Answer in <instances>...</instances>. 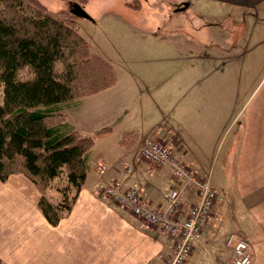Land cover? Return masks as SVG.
<instances>
[{
  "label": "crops",
  "instance_id": "crops-1",
  "mask_svg": "<svg viewBox=\"0 0 264 264\" xmlns=\"http://www.w3.org/2000/svg\"><path fill=\"white\" fill-rule=\"evenodd\" d=\"M35 1L57 13L74 3ZM145 1L161 2L158 12L165 11L168 17L187 15L188 24H146L145 29L148 57L180 64L144 69L145 81L139 82L142 89L137 92L143 115L130 118L119 129L102 123L100 131H94L86 114L88 99L115 87L65 104L64 114L82 118L78 125L67 121L70 126L84 137L95 136L87 153L86 181L70 214L52 226L38 208L41 194L31 180L22 174L0 180V264H164L174 245L169 235L95 192L99 183L119 178L127 163H135L124 188L139 183L151 207L165 208L164 195L175 182L168 168L140 157L146 137L168 144L196 174L210 176L222 219L205 226L203 239H209L215 260L227 257L226 239L236 233L252 245L253 264H264V72L258 83L251 84L234 81L230 75L244 73L247 57L253 58L252 67L264 57V0ZM232 6L240 7L241 24L217 22V17L204 22L208 8L227 15ZM144 94L152 100L147 105L149 119L144 115ZM111 137L116 141L107 145ZM98 164L107 169L98 171ZM230 169L235 172L236 190L230 187L233 180H227ZM190 264H199L196 254Z\"/></svg>",
  "mask_w": 264,
  "mask_h": 264
},
{
  "label": "trees",
  "instance_id": "trees-1",
  "mask_svg": "<svg viewBox=\"0 0 264 264\" xmlns=\"http://www.w3.org/2000/svg\"><path fill=\"white\" fill-rule=\"evenodd\" d=\"M0 82V180L15 174L31 180L41 194L39 210L57 226L86 181L94 145L63 119L64 106L112 87L114 70L73 19L52 16L36 1L0 0ZM62 177L53 201L47 190Z\"/></svg>",
  "mask_w": 264,
  "mask_h": 264
},
{
  "label": "rangeland",
  "instance_id": "rangeland-1",
  "mask_svg": "<svg viewBox=\"0 0 264 264\" xmlns=\"http://www.w3.org/2000/svg\"><path fill=\"white\" fill-rule=\"evenodd\" d=\"M74 2L82 5L92 19L89 20L74 17V15L70 13L71 3L68 5V10L63 14L55 12L56 10H54V8H50V11H46L45 9V11L63 19H73L80 35L91 45L95 52L102 55L111 64L116 77L115 85L116 83L118 85L112 86V88L115 87L113 91L105 93L101 91L102 93L99 96L88 99L86 101V114L90 116L88 120L92 119L89 123L95 126L94 131H100L103 127L102 123L116 126V128L119 129L122 125H125L130 118L139 119L140 116L143 115V111H141L137 104L141 98L137 92H139L138 88H141L139 82L145 81L144 69H151L153 67L161 68L172 66L173 64H180L176 63V60L167 62V60H154V57H148L145 51L146 24H188L187 15L170 13V17H168L167 13L165 14V11L158 12L157 6L161 5V2H153L151 4L145 0H74ZM195 6L196 10L199 12L200 6L198 4ZM239 10L240 7H227V15H225L224 12L213 14L212 12L214 9L208 8L209 12L206 10L204 22L209 23L210 20L214 22V18L217 17V22L241 24L239 20L241 13ZM183 17H185V23H183ZM197 21L198 19L195 20V23H197ZM250 62H253V58L247 57L246 69L245 71L243 70L244 73L239 72L230 74L234 81L241 79L243 84H251L254 82L258 83V81L262 79L261 74L264 72V57L256 59L254 67H252L253 64ZM249 66H251V68ZM138 70H142V72L137 73ZM98 77L105 78V74H100ZM176 77L177 74H174V78ZM165 86H167V84ZM166 90L171 93L173 92L169 88H166ZM3 95V84L0 82V101H3ZM242 95H244V85ZM159 98L160 97H158V100ZM173 98H176V96H173ZM142 99L143 101L145 100L144 102L146 104L144 115L149 119L150 114L147 112V105H152V100L147 97L146 94L142 96ZM125 110H128V113L125 114ZM64 116L63 119L74 122L75 124H79L82 121L81 116L77 114L67 112ZM138 129V126H135V131L140 133ZM81 133L85 132L81 131ZM93 137L95 136L93 135ZM115 141L116 137H111V139L105 141V143L111 145ZM97 142V144L100 143L98 147L103 146V144H101L103 143L102 140ZM136 145H138V140ZM234 174L230 169L227 180H229L228 182L233 180L231 182L233 184H230V187L236 190V184H234L236 179ZM63 180L65 179L62 177L58 179L57 182L54 181L47 190V195H49L53 201H57L60 197L57 188L58 184L64 186L65 183ZM218 180L221 179L218 178ZM220 193L222 197L223 192ZM241 237L247 240L245 236ZM208 245L211 246L209 239ZM196 257L197 262L199 263V254H196ZM206 264L212 263L208 260Z\"/></svg>",
  "mask_w": 264,
  "mask_h": 264
},
{
  "label": "built area",
  "instance_id": "built-area-1",
  "mask_svg": "<svg viewBox=\"0 0 264 264\" xmlns=\"http://www.w3.org/2000/svg\"><path fill=\"white\" fill-rule=\"evenodd\" d=\"M139 154L146 162L171 170L175 183L164 195L165 208H152L143 199L142 187L138 183L124 188V179L136 169L134 163L126 165L121 178L100 183L95 191L102 198L130 210L148 227L160 228L169 235L174 245L165 264H190V258L197 249L200 264H206L208 260L212 264H253L252 246L238 234H229L225 243L228 256L218 262L210 250L208 239H203L205 226L215 225L222 218L216 209L218 196L209 175H197L175 155L169 145L152 137L143 140ZM105 169L104 164L98 165V170L103 172ZM186 202L187 210L182 217Z\"/></svg>",
  "mask_w": 264,
  "mask_h": 264
},
{
  "label": "water",
  "instance_id": "water-1",
  "mask_svg": "<svg viewBox=\"0 0 264 264\" xmlns=\"http://www.w3.org/2000/svg\"><path fill=\"white\" fill-rule=\"evenodd\" d=\"M70 12L72 15H74L77 18H85V19H89V20L92 19L91 16L86 11V9L82 5H80L76 2H74L71 5Z\"/></svg>",
  "mask_w": 264,
  "mask_h": 264
}]
</instances>
